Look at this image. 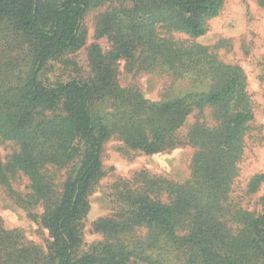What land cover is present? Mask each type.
Here are the masks:
<instances>
[{
    "label": "trees",
    "instance_id": "16d2710c",
    "mask_svg": "<svg viewBox=\"0 0 264 264\" xmlns=\"http://www.w3.org/2000/svg\"><path fill=\"white\" fill-rule=\"evenodd\" d=\"M107 1L0 0V142L17 146L0 156V183L23 208L42 206L51 236L46 251L23 245L0 217V264H264V195L260 211L232 197L255 120L247 78L218 47L194 41L226 0H115L96 26L111 50L95 42L88 75L50 79L55 63L73 64L69 55L84 46L89 9ZM122 59L131 70L186 79L189 89L150 101L120 85ZM112 136L148 155L191 145L192 178L177 183L145 171L118 180L113 212L93 223L103 239L86 247L89 197L105 176L102 150ZM20 174L29 180L25 195L12 187ZM263 182L264 173L255 175L247 192Z\"/></svg>",
    "mask_w": 264,
    "mask_h": 264
},
{
    "label": "rangeland",
    "instance_id": "374dc122",
    "mask_svg": "<svg viewBox=\"0 0 264 264\" xmlns=\"http://www.w3.org/2000/svg\"><path fill=\"white\" fill-rule=\"evenodd\" d=\"M114 1L95 3L89 9L83 22L87 35L84 46L69 55L73 64L67 61L55 63L53 71L48 73L50 79L66 80L70 76H77V73L88 75L91 70L89 48L95 42L102 46L104 52L111 50L113 43L107 36L96 38V26L100 14L119 4L118 1L113 3ZM159 32L162 36L168 35L165 29L161 28ZM170 35L177 40L190 39L188 35L180 32H172ZM194 41L204 46L218 47L216 50L220 59L239 66L246 75L248 91L254 103L255 120L247 135L245 155L232 197L241 206L260 211L264 182L256 193H248L247 188L252 177L264 173V8L257 0H226L220 15L209 21L207 33ZM127 64L126 59L119 62L117 72L120 85L136 87L150 101L161 100L166 95H179L189 89V81L186 79H175L172 74L158 70H131ZM196 120L197 114L194 112L180 129L181 135L188 134ZM16 150L14 143L0 142V156L4 161ZM102 152L106 173L89 197L90 211L83 230L86 247L103 239L102 234L93 231V223L113 212V185L118 180L132 179L137 173L145 171L177 183H185L192 178L190 166L195 149L191 145L148 155L132 150L119 137L112 136L105 142ZM28 185V178L21 174L12 183L13 189L24 195L29 191ZM42 212L40 205L33 209L20 206L7 186L0 183V217L4 227L18 229L23 245H36L46 251L51 236L41 223Z\"/></svg>",
    "mask_w": 264,
    "mask_h": 264
}]
</instances>
